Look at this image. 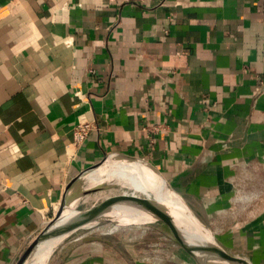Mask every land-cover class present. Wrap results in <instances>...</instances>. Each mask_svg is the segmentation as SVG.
Returning a JSON list of instances; mask_svg holds the SVG:
<instances>
[{
	"label": "crops",
	"instance_id": "1",
	"mask_svg": "<svg viewBox=\"0 0 264 264\" xmlns=\"http://www.w3.org/2000/svg\"><path fill=\"white\" fill-rule=\"evenodd\" d=\"M108 155L149 162L217 246L264 264V0H0V264ZM47 264L172 263L92 240Z\"/></svg>",
	"mask_w": 264,
	"mask_h": 264
},
{
	"label": "bare ground",
	"instance_id": "2",
	"mask_svg": "<svg viewBox=\"0 0 264 264\" xmlns=\"http://www.w3.org/2000/svg\"><path fill=\"white\" fill-rule=\"evenodd\" d=\"M119 158L117 163L111 164L109 161L111 166H108L105 172H102L98 167L88 173L86 178L88 181H97L105 177L113 178L117 182L116 185L95 186L93 184L91 188L84 187L85 192H82L83 195L81 198H74L73 194L69 192V196H72L74 199L71 198L73 200L69 204L68 213L63 218L64 225L57 245L64 244L70 236L71 231L76 229V222L79 217L75 216L74 213L78 207L77 203L79 200L85 202L86 206L83 207V210L93 204H100L107 207L119 205L107 214L109 217L116 218L115 225L109 227L107 232L115 230L118 226L127 223V221L142 223V221H150L153 219L155 214L162 213L169 221L179 227L182 234L184 233L185 230L181 218L183 207L175 196L163 190L164 186L161 185V179H156L155 174L150 172L144 163L125 157ZM132 200L148 203L150 205L149 212L145 213L133 209L123 210V212L117 211V208L119 209L120 206L124 208L125 203ZM88 203L91 204L87 205ZM107 215L102 214L103 217ZM198 232L199 237L205 244L214 242L211 234L207 233L204 229H200ZM209 249L215 255L223 256L219 248L209 247Z\"/></svg>",
	"mask_w": 264,
	"mask_h": 264
},
{
	"label": "water",
	"instance_id": "3",
	"mask_svg": "<svg viewBox=\"0 0 264 264\" xmlns=\"http://www.w3.org/2000/svg\"><path fill=\"white\" fill-rule=\"evenodd\" d=\"M111 156L125 157L144 163L145 166L148 167V170L153 174H155L156 179H161L162 181L161 185L164 186L163 190H165L168 194H172L173 196H175L183 207L182 217H181L183 222L182 225H184V230H185L183 234L181 233L179 227L175 225V223L169 221L167 217L162 215V213L155 214L153 219H151L150 221H142V223L161 221L173 227L177 240L181 243L182 247L187 251V253L190 256H192L193 259H195V261L198 264H240L236 262L227 252H225L223 249L217 246L214 242L211 244H205L204 241H202V239L198 235L199 234L198 230L204 229L208 232L207 228L200 223L199 219L197 218L191 207L188 205V203L185 201V199L182 197V195L179 192H177L173 187H171L167 183V181L162 177V175L149 162L127 155H108L105 158H103V160L100 161L99 163L94 164L88 168H85L80 173H78L66 186L60 202V206L57 209L56 213L49 221L46 222V224L38 232V234L28 245V247L25 249V251L22 253V255L19 257V259L15 264H47L53 249L56 246H58L57 241L62 233V229L64 225L63 218L65 214L68 213L67 211L69 210V206L66 205V202L69 198V192L71 191L72 185L77 183L78 181L85 180L87 178L88 173H90L93 169L100 167L101 164L105 161V159L107 160V158ZM95 183H96L95 186H100L103 184L112 185V184H116L117 182H115L113 178L108 180L107 178L105 179L101 178L95 181ZM98 205L100 207L94 209L93 208H89L85 210L76 209L74 215L79 217L76 222L77 223L76 229L81 227L82 224L88 220H92V219L97 220V219L109 217L107 214L110 213L112 209L119 206V205H112V207L111 206L107 207L100 204ZM131 209L133 208L125 206L124 208L121 209L119 207L117 211L123 212V210H131ZM149 210L147 212H149ZM102 214H106L107 216L103 217ZM127 223H134V222L127 221ZM76 229H74L73 231H75ZM73 231H71V233ZM92 240L106 242L115 246L118 243V241L114 242L107 237H104L102 235H94V234L82 235L76 238L72 243L77 244ZM209 247L219 248L223 256L215 255L209 249Z\"/></svg>",
	"mask_w": 264,
	"mask_h": 264
},
{
	"label": "rangeland",
	"instance_id": "4",
	"mask_svg": "<svg viewBox=\"0 0 264 264\" xmlns=\"http://www.w3.org/2000/svg\"><path fill=\"white\" fill-rule=\"evenodd\" d=\"M119 159L120 158L117 156L108 157L107 160L105 159V161L101 164L99 169L102 172H105L108 166H111V164L113 163H117ZM109 161L111 162V164ZM105 178H107V180L111 179L108 177ZM93 184H96L95 181H88L87 179L78 181L77 183L73 184L71 187V193L73 194V197L81 198V196L85 192L83 188H91ZM73 197L69 196L66 202L67 206H69V204L72 202V200L74 199ZM60 202L56 203L54 205V208H52V212L54 214L59 208ZM77 204L78 207L76 209L78 210L83 209V207L86 206L83 200H79ZM89 204L91 203H88L87 205ZM93 205L86 207V209H94L100 207L98 204ZM124 206H128L133 208L134 210L145 213L150 208V206L146 202L139 200L129 201L125 203ZM114 223H116L115 217L88 220L83 223L84 225L82 224L81 227L73 231L68 239L64 242V244L73 242L76 238L80 237L83 234L102 235L114 242L121 240L125 244L129 252H131L135 257H141L145 260V262L148 260L172 264H198L177 240L173 227L167 225L166 223H163L161 221H153L149 223H124L118 226V228H116L115 230L107 232V229L109 227L115 225Z\"/></svg>",
	"mask_w": 264,
	"mask_h": 264
},
{
	"label": "built area",
	"instance_id": "5",
	"mask_svg": "<svg viewBox=\"0 0 264 264\" xmlns=\"http://www.w3.org/2000/svg\"><path fill=\"white\" fill-rule=\"evenodd\" d=\"M93 128V125L88 120H83L78 122L73 127V141L75 143L82 142L86 136L88 135L89 131Z\"/></svg>",
	"mask_w": 264,
	"mask_h": 264
}]
</instances>
